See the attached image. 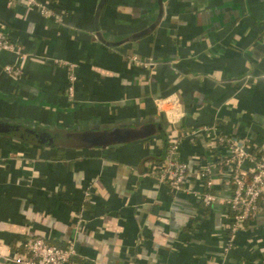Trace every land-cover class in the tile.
<instances>
[{"label": "crops", "instance_id": "obj_1", "mask_svg": "<svg viewBox=\"0 0 264 264\" xmlns=\"http://www.w3.org/2000/svg\"><path fill=\"white\" fill-rule=\"evenodd\" d=\"M48 2L60 21L0 0V30L20 48H0V123L55 139L0 133V264L35 237L74 244L68 264H264V213L228 246L229 176L213 174L208 206L198 178L214 133L264 148V0ZM174 140L189 165L179 193L156 178Z\"/></svg>", "mask_w": 264, "mask_h": 264}, {"label": "built area", "instance_id": "obj_2", "mask_svg": "<svg viewBox=\"0 0 264 264\" xmlns=\"http://www.w3.org/2000/svg\"><path fill=\"white\" fill-rule=\"evenodd\" d=\"M28 2L40 7L44 16H52L60 21V15L48 0H28ZM0 48L20 52L19 46L11 43L7 34L2 30H0ZM133 60L138 61V58L133 56ZM69 65L71 72L67 94L72 97L75 92L74 83L78 78L73 68L74 65ZM5 69L15 77L22 75L21 66L18 62L6 64ZM214 134L217 144L229 147L230 153L224 155L220 152L218 156H212L201 167L198 178L205 182L207 189L201 194V202L208 206L217 199L216 193L212 191L213 174L219 170L221 173L228 174L231 192L226 198V204L232 211V215L230 214V223L227 226V245L232 246L235 243L238 231L244 228L245 223L254 218L257 213H264V148L252 153L245 142L239 143L229 136L220 133ZM170 142L165 158L166 164L156 174V178L161 183L167 184L174 193H179L186 190L185 184L189 165L184 160L179 159L177 155L179 140ZM247 159L255 163L254 167L249 170L243 168V164ZM218 165H222V167ZM75 256L74 244L62 247L49 243L41 237H35L26 240L23 243V251L18 252L9 259L17 264H68L71 258Z\"/></svg>", "mask_w": 264, "mask_h": 264}, {"label": "water", "instance_id": "obj_3", "mask_svg": "<svg viewBox=\"0 0 264 264\" xmlns=\"http://www.w3.org/2000/svg\"><path fill=\"white\" fill-rule=\"evenodd\" d=\"M0 133H3V134L12 133L22 138L24 137V138L36 139L39 142L51 143V142H54L55 140L53 136H51L50 134L46 132H43L42 130L22 127L20 125H17L15 123H10V122L0 123ZM119 133L120 132H118L117 134L116 132V134H114L115 138L117 137V135L118 137H120ZM81 137L79 135H75L76 139H80ZM112 139H113L112 135H108L106 133H102V134L91 133L89 135H86V142L92 145L104 144L106 142H110Z\"/></svg>", "mask_w": 264, "mask_h": 264}, {"label": "trees", "instance_id": "obj_4", "mask_svg": "<svg viewBox=\"0 0 264 264\" xmlns=\"http://www.w3.org/2000/svg\"><path fill=\"white\" fill-rule=\"evenodd\" d=\"M68 87V86H67ZM170 144H171V142L170 141H168L167 142V144H166V155H167V152H168V147L170 146ZM218 146H221V145H219V144H217V147H215V152H216V154H217V156L219 155V153H220V149H218ZM219 167H222V165H218ZM207 190V189H206ZM229 211H230V214L232 215V211L229 209Z\"/></svg>", "mask_w": 264, "mask_h": 264}]
</instances>
